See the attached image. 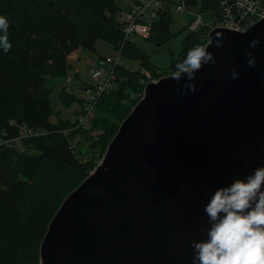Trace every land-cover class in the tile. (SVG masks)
<instances>
[{"label": "water", "instance_id": "95a60500", "mask_svg": "<svg viewBox=\"0 0 264 264\" xmlns=\"http://www.w3.org/2000/svg\"><path fill=\"white\" fill-rule=\"evenodd\" d=\"M38 264H264V18L145 84Z\"/></svg>", "mask_w": 264, "mask_h": 264}, {"label": "trees", "instance_id": "16d2710c", "mask_svg": "<svg viewBox=\"0 0 264 264\" xmlns=\"http://www.w3.org/2000/svg\"><path fill=\"white\" fill-rule=\"evenodd\" d=\"M221 1L186 3L210 16L220 14ZM122 9L119 0H0V264L39 263L41 241L51 219L98 164L80 158L75 136L86 137L101 159L140 99L131 96L143 92L148 81L142 69L158 79L195 66L208 42L207 29L189 30L187 25L179 55L166 69H158L138 41L128 40L122 56L140 66L116 67L114 84L98 99L89 126L81 125L79 119L52 122L50 78L67 79L73 69L69 55L77 49L96 50L99 39L118 49L124 38ZM171 21L172 15L162 11L150 39L161 44L170 40ZM76 99L75 93L62 90L63 103ZM21 126L40 132L23 139V149L12 142Z\"/></svg>", "mask_w": 264, "mask_h": 264}, {"label": "built area", "instance_id": "2783aa9c", "mask_svg": "<svg viewBox=\"0 0 264 264\" xmlns=\"http://www.w3.org/2000/svg\"><path fill=\"white\" fill-rule=\"evenodd\" d=\"M123 9L119 19L124 33L120 42L118 54L102 59L99 66L92 70V76L96 83L94 87L87 88L84 96L83 112L78 117L79 122H86L95 109L98 98L113 86L116 67L120 64L122 52L128 40H136V37H148L153 29L154 22L162 11L167 15L174 11L192 10L193 19L188 29L198 30L205 28L208 33L215 27H225L237 31H246L256 22L264 18V0H222L220 14L214 15L213 20L206 19V13L199 7L188 6L186 0H175L169 3L167 0H119ZM213 17V16H212ZM70 77L67 78V82ZM143 96V92H133L131 98L137 99ZM21 133L13 138L12 142L23 149L22 141L25 138L35 136L40 132L27 126L20 127Z\"/></svg>", "mask_w": 264, "mask_h": 264}, {"label": "rangeland", "instance_id": "374dc122", "mask_svg": "<svg viewBox=\"0 0 264 264\" xmlns=\"http://www.w3.org/2000/svg\"><path fill=\"white\" fill-rule=\"evenodd\" d=\"M171 15L172 21L170 23V29L174 35L170 40L161 44L155 39H150L153 29L151 30L148 37H136L138 41L137 43L150 56V60L156 65L158 69H166L172 60L179 55L183 48L184 38L188 32L186 29H184V27L189 25L190 21L193 19L192 10L179 12L174 11ZM206 19L213 20L214 15L207 16ZM116 54H118V50L115 49L113 45L103 39H99L96 43V50L84 49L81 53L80 59L73 61L76 65V73L71 72L68 82L66 78L62 77L50 78L51 81L48 82L47 85L48 87L52 88L51 102L53 108L55 109L54 114L51 116L52 122H57L60 118L67 119L72 122H75L78 119L79 112L81 111L80 98L84 99L86 89L94 87V84L96 83L92 76V70L99 66L100 58H105L107 56ZM120 64H125L132 69H138L140 66L138 61L129 60L124 56H122ZM166 71L167 70H163L161 72ZM142 73L147 76V82L153 80L152 74L149 70L143 68ZM153 77L155 76L153 75ZM64 88H67L70 90V92L75 93L77 96V99L72 101L70 104H65L61 100V92ZM94 113L95 110H93L92 114L89 116V119L86 122H82L81 125H84L85 127L89 126L90 118L94 116ZM85 138L86 137L80 134L75 136V149L78 151L82 160L92 161L94 164H96L101 160V154L97 148H92L91 144H89Z\"/></svg>", "mask_w": 264, "mask_h": 264}, {"label": "crops", "instance_id": "0c3cea01", "mask_svg": "<svg viewBox=\"0 0 264 264\" xmlns=\"http://www.w3.org/2000/svg\"><path fill=\"white\" fill-rule=\"evenodd\" d=\"M82 51H83V49H77V50H75L73 53H71V54L69 55V61H70L71 64L73 65V69L71 70V72L76 73V72H75L76 65H75V63H74L73 61H74V60H79V59H80ZM71 72H70V74H71ZM83 90H84V89H83ZM83 103H84V102H83ZM82 105H84V104H81V108H82Z\"/></svg>", "mask_w": 264, "mask_h": 264}]
</instances>
